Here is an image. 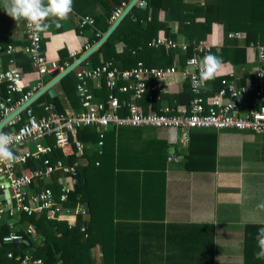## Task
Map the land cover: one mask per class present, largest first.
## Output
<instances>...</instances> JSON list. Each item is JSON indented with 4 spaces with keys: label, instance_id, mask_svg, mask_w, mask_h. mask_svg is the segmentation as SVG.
<instances>
[{
    "label": "crops",
    "instance_id": "1",
    "mask_svg": "<svg viewBox=\"0 0 264 264\" xmlns=\"http://www.w3.org/2000/svg\"><path fill=\"white\" fill-rule=\"evenodd\" d=\"M131 1L122 0L128 4ZM142 1L145 6L138 4L136 7L145 11L139 13L143 19H149L142 22L154 20L163 26L155 38L164 34L177 42L193 45L192 41L195 40L184 32V23L172 18V10H180L178 12L187 20L185 24L188 26L191 19L203 23L204 18L193 10L202 1L187 0L183 5L174 2L173 9L167 8L166 0H157L158 4L151 8ZM206 2L217 7L221 0ZM227 2H223L224 13L212 14L214 19L210 34L202 41L208 42L218 57L222 48H226L225 60L220 57L224 63L223 75L232 72L239 85H246L254 80L256 52L249 46L246 35L235 38L232 37L235 33L228 34L231 20L245 18L246 15L225 10ZM113 12L114 9L111 14ZM106 13V7L99 0H73V11L68 20L61 22V27H56L52 18L47 21L50 27L43 32L47 58L60 66L75 62L88 51V46L93 47L98 42V35L103 36L108 31L104 32L107 26H112L111 17L104 18ZM86 15L98 19H95L97 27H80V18ZM220 16L224 18L223 21H218ZM232 23L236 25L235 21ZM124 32L133 35L128 28ZM26 44L23 20L15 21L0 7V45L17 48L12 58L14 65L23 73L25 89L35 94L52 77L48 74L43 80L40 79L23 52ZM115 50L122 55L129 48L118 41ZM90 58L74 72L77 74L78 71L94 67ZM143 59L153 67L176 66L179 72L168 79V92L160 99L138 102L140 110L151 114L166 107L188 109L192 93L189 83L183 78L188 58L180 52L168 53L164 49L153 48L152 54ZM99 60L104 62L102 54ZM0 65H11L10 57L5 53H0ZM220 79L218 77L207 82V99L213 95L212 83ZM63 80L55 86L57 94L54 97L48 94L44 96L59 98L64 113L78 112L81 105L73 107L66 95ZM88 88L97 96V100L106 99L108 91L105 85L97 88L95 82L89 81ZM5 90L0 85V96L7 95ZM119 98L131 97L119 94ZM106 139L107 157L100 163L101 166L92 167L88 182L92 201H97L99 209L110 212L112 216L117 231V254L121 239L131 238L129 243L138 249H134L136 252L127 251V257L137 264H247V227L264 225V209L258 207L264 203V134L232 129H198L188 136H182L174 128L142 127L111 129ZM58 158L66 160L65 157ZM82 163L81 172L84 175L86 159ZM28 168L22 167L21 170L27 171ZM5 201L0 202V207L8 204ZM13 221L18 223L17 219ZM64 222L70 228L71 223ZM33 242L42 245L39 236ZM26 245V248L32 247L29 243ZM93 257L97 264L104 262L100 244L93 249ZM5 260L11 263L9 256Z\"/></svg>",
    "mask_w": 264,
    "mask_h": 264
},
{
    "label": "built area",
    "instance_id": "2",
    "mask_svg": "<svg viewBox=\"0 0 264 264\" xmlns=\"http://www.w3.org/2000/svg\"><path fill=\"white\" fill-rule=\"evenodd\" d=\"M201 5H205V0ZM145 6V3H139ZM125 8L114 10L110 22L113 24ZM23 20V19H22ZM149 20V19H143ZM24 34L27 44L23 48L41 80L45 75L55 71L65 70L69 64L61 67L57 62L50 61L44 52L43 32L34 31L25 20ZM94 17L86 15L80 18V27H94ZM101 38V35H98ZM235 38L243 35L235 33ZM257 57V68L254 80L246 85H239L236 75L232 72L223 75L224 63L222 61L219 75L221 85L217 92L207 99L205 89L207 82L201 86L199 83L198 64L203 56L211 52L212 47L206 41L177 42L164 34L155 38L149 47L164 49L168 53L175 51L187 54L191 49L194 54L187 60V67L183 70V78L190 85L192 100L188 109L166 107L160 112L146 114L138 106V102L146 99L153 102L168 92L167 81L179 71L176 66L150 67L139 61L129 69H121L110 60L102 62L96 67H89L78 71L77 93L81 107L78 112L60 113L53 104L42 105L43 114L38 115L33 105L9 122L2 132L13 137L10 146L18 160L11 165L0 163V190H9L12 203L5 201L0 207V219L6 212L11 218L20 214L28 216H45L49 221H68L70 228H75L79 218L86 220L89 210L86 205L78 203L70 207L71 194L79 184L82 161L85 152L96 151L103 155L107 133L118 128H174L182 136H188L191 131L198 129L212 130H239L264 134V45L250 43ZM91 46H88L89 50ZM17 48L13 45L7 47L0 45V53L10 57V67L0 65V85L7 90L6 96H0V123L10 116L21 105L28 101L34 92L27 91L23 83L22 71L14 65L12 59ZM136 54V52H132ZM192 61H195L194 63ZM194 78L196 79L194 87ZM89 81L96 83L97 88L104 85L108 91L104 100H97L88 88ZM119 94L130 96V99L119 98ZM16 96H20L16 99ZM19 125V126H18ZM95 129L98 140L85 142L76 139L77 131L81 129ZM53 140V143L49 142ZM55 152H61L66 160H51ZM72 157H79L73 163L67 162ZM30 161L42 162V167L28 168ZM99 165V163H97ZM59 175V193L46 186ZM9 182V188L6 186ZM36 187H39L36 190ZM11 229H15L14 222H10ZM80 232L89 238L86 225L80 226ZM27 236L35 241L37 232L34 225L26 231ZM23 233L12 231L4 238L5 243H23ZM12 254L9 257L12 258ZM21 264H42V260H35L31 254L17 257Z\"/></svg>",
    "mask_w": 264,
    "mask_h": 264
},
{
    "label": "trees",
    "instance_id": "3",
    "mask_svg": "<svg viewBox=\"0 0 264 264\" xmlns=\"http://www.w3.org/2000/svg\"><path fill=\"white\" fill-rule=\"evenodd\" d=\"M144 1L147 3L148 8L158 4L157 0ZM166 1H168L167 8L170 7L173 9L174 2L183 5L187 0ZM223 2L224 0H221L217 7L208 5L207 2L204 6H194L193 10L196 11L198 16L201 15V17L204 18V22L198 23L191 19L189 26L185 24L187 20L181 16L180 12H178L180 10H170H172L173 19H178L180 22L184 23V32L188 33L191 38L195 40L192 42H200L205 40L210 34L211 24L214 19H212V14H214V12H217L218 15L224 13ZM99 3L106 7L107 13L106 17H104L106 19L112 16V9L115 10L125 8V4H128V2H122V0H99ZM226 9L230 10V12H234V14L241 12L242 14L246 15L245 18L231 20V26L227 25L228 30L230 31L228 34L241 33L247 36L248 42L264 45V0H228L225 10ZM176 12L178 15H176ZM139 13H145V11L139 7L134 8L132 13L123 21L109 41L90 58V61H93L94 63V67L101 64L99 60L100 54L104 56V62L113 60L118 65V67L122 69L132 68L139 61L144 62L150 67H153L150 63L143 61V57L152 54L153 48L149 47V44L157 36L158 31L163 26L154 20L150 22H142L143 17ZM100 18L99 21L101 20ZM223 20L224 18L222 19V16H220L218 19V21ZM232 21H235L237 26H233ZM95 27H97L96 24ZM108 28L109 26L105 28L104 32L107 31ZM126 28L130 29L131 34L133 35H130V33H125L124 29ZM118 41L123 42V44L129 48L126 54L118 55L116 53L115 43ZM226 50V48H222V52L220 54V57L223 60H225L224 54L226 53ZM133 51L138 54H132ZM208 54L216 55L217 53L212 48L211 52ZM62 56L63 52L61 53V57ZM191 56L192 49L187 54H185L186 58H190ZM61 66L64 67V64ZM63 84L66 95L72 102L73 107L78 108L79 105H81V102L79 95L77 94L76 87L78 84V79L76 72H73L65 77ZM212 84V91L214 94L220 88L221 81H214ZM19 98L20 96H16V99ZM76 98H78V102H76ZM46 103L53 104L56 108V111L64 113L60 99L50 98L48 95L40 98L32 107L38 115H42L43 108H40V106ZM98 138L97 131L90 128L81 129L77 131L76 134V139L85 142L97 141ZM49 142L53 143V140H50ZM107 147L108 142L106 139L103 155H99L96 151H86L84 156H82V158L84 157L86 159L87 166L84 169V175L81 172L79 184L77 185L75 192H73L70 197V207H75L78 203L86 205L89 210V217L86 220L79 218L77 226L75 228H69L66 222L49 221L45 216H28L27 214L23 213L11 218L8 212L4 213L2 215L3 223L0 225V264H19L20 262L17 260V257H24L26 254H31L35 260H42V264H55L58 261H62L63 264H97L93 257V249L98 244L101 245L104 254V262L102 264H137L134 259L127 257V251L133 250L132 252H136L134 249H138L136 247H132L129 243L131 238H127V240L125 238L121 239L117 254V231L113 224L114 222L112 220V216L110 212L100 210V205H98V203L96 204L97 201H92L91 198L92 190H90L89 187L90 182H88V176L92 167L96 166L97 163H99L101 166L100 163L106 159ZM58 157L64 156L61 152H55L54 156L51 157V160L55 161L57 159H62ZM78 158L79 157H72L68 159L67 162L73 163ZM42 166V162L40 163L36 161H30L28 167L34 168ZM83 176H85V178ZM58 179L59 175H55L53 177V181L46 184L47 187L53 188L56 194H58L60 191L58 188ZM14 219H17L18 223H14L15 229L12 230L10 222H14ZM30 225L35 226L37 236L42 239V245L36 244V242H33L27 236L26 231ZM81 225L87 226L89 238H85L80 232ZM260 227H264V225H249L247 227V264H264V260H258L255 257V253L258 251L256 234ZM12 231L23 233L25 236V241L23 243H5L4 238ZM27 243H29L32 247L26 248ZM31 249H33V251ZM124 251L125 253H123ZM9 254L13 255L11 258V263L6 262L5 260V257H8Z\"/></svg>",
    "mask_w": 264,
    "mask_h": 264
},
{
    "label": "clouds",
    "instance_id": "4",
    "mask_svg": "<svg viewBox=\"0 0 264 264\" xmlns=\"http://www.w3.org/2000/svg\"><path fill=\"white\" fill-rule=\"evenodd\" d=\"M0 7L15 21L23 19L34 31L44 32L50 27L47 23L50 18L55 21L56 27H61V22L69 19L73 11V0H0ZM221 65L220 57L213 54L204 56L198 64L200 85L214 80L219 75ZM195 83L194 78V87ZM12 143V135L0 132V163L11 165L18 160L11 150ZM258 207L264 209V203ZM256 241L258 251L255 257L264 260V227L258 229Z\"/></svg>",
    "mask_w": 264,
    "mask_h": 264
},
{
    "label": "water",
    "instance_id": "5",
    "mask_svg": "<svg viewBox=\"0 0 264 264\" xmlns=\"http://www.w3.org/2000/svg\"><path fill=\"white\" fill-rule=\"evenodd\" d=\"M144 3L142 0H132L123 10L120 17L112 24V26L108 29V31L102 36V38L93 46L91 47L86 53H84L80 58H78L75 62L69 65L63 71H55L51 73L52 80L41 88L38 92H36L28 101H26L23 105H21L15 112H13L10 116L5 118L0 123V132H2L5 126L15 119L17 116L21 115L25 109L34 105L40 98H42L45 94H48L51 97H54L57 94L55 86L59 84L65 77L73 73L78 67H80L83 63H85L90 57H92L95 53H97L112 37L115 31L119 28V26L123 23V21L132 13L134 8L139 3ZM143 7L142 5H139ZM2 178L0 177V182H2ZM7 188H9V182H6ZM7 201L10 205L12 203L11 195L9 190L3 192L0 190V202ZM3 221L0 219V225Z\"/></svg>",
    "mask_w": 264,
    "mask_h": 264
}]
</instances>
